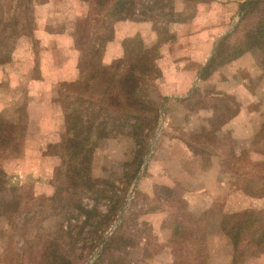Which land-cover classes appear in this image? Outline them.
<instances>
[{
	"label": "rangeland",
	"instance_id": "rangeland-1",
	"mask_svg": "<svg viewBox=\"0 0 264 264\" xmlns=\"http://www.w3.org/2000/svg\"><path fill=\"white\" fill-rule=\"evenodd\" d=\"M210 1L133 0L135 16L114 23L110 13L115 0L111 4L31 0L30 31L23 29L12 60L0 66V204L8 206L14 196L20 205L9 217L0 215V264H44L53 241L70 264H264V244L259 250L244 242L236 254L223 230L226 219L232 237L233 215L248 211L259 214L258 228L264 225V123L252 138L236 134L234 121L228 128L219 124L220 130L214 131L209 109L221 111L229 105L237 109L234 89L238 87L199 84L188 100L183 99L188 91L169 94L174 88L182 89L184 73L170 72L175 77L172 87L164 77L173 62L183 60L181 67L200 68L217 39L209 35L224 26L234 28L235 34L221 49L220 58L212 61L208 75L216 82L229 76L224 68L230 64L232 47L245 42L247 27L254 28L259 17L254 14L243 21L246 10H239L238 0ZM20 5V0H0V20L22 14L25 5ZM141 11L145 21H140ZM75 35L81 48L75 47ZM125 42L142 43L147 50L157 47L156 72L139 94L150 108L162 103L158 127L154 132L146 128L144 151L126 129L123 135L100 141L87 160L88 179L86 173L81 176L90 190L80 185L72 188L68 177L60 175L66 171L62 156L52 148L62 142L63 109L69 107L65 103L69 90L61 86L75 83L74 90L83 91L88 81L89 97L111 98L119 86L107 85V92L96 86L99 66L93 64L98 58L89 60L87 78L81 81L78 59L95 46L104 52L103 64L113 69L111 64L123 55ZM244 54L233 56L238 60ZM248 63L243 61L240 69ZM253 73L248 86L252 105L264 109V74L257 69ZM127 90L124 99L133 102L130 93L139 88ZM75 99L77 94L69 103L81 113L85 108ZM108 99L104 105L111 109ZM97 104L87 106L88 117L97 116ZM199 110L207 111L197 116ZM257 122L255 118L254 125ZM59 183L63 190L56 188ZM55 195L59 198L54 202ZM81 204L84 212L78 210Z\"/></svg>",
	"mask_w": 264,
	"mask_h": 264
},
{
	"label": "trees",
	"instance_id": "trees-1",
	"mask_svg": "<svg viewBox=\"0 0 264 264\" xmlns=\"http://www.w3.org/2000/svg\"><path fill=\"white\" fill-rule=\"evenodd\" d=\"M109 3L110 0H107ZM112 1V0H111ZM31 0H20L21 5H25L23 9V13L20 15L15 14L9 21L0 20V66H6L9 64L10 60H12L13 52L16 50L17 47V40L20 37L23 29L26 28V31H30L31 23L29 21V5ZM112 3V2H111ZM109 3V4H111ZM101 4V3H100ZM114 11L111 12L110 15L112 16V22L118 21H128L131 20L133 16H135V7L133 0H115L113 3ZM264 1L262 0H255L249 3V6L245 9V16L243 17V21L249 20L251 16L254 14L259 17V20L256 21L254 28H248L245 31L243 37L244 43L238 44L237 48L232 47V55L228 60L229 63L234 61L236 58L233 56L235 52L240 54H244L247 51H251L254 48H261L264 50ZM140 14V21H145V14L141 11ZM147 18H150V14L147 15ZM135 21V20H134ZM251 21V20H250ZM35 22V21H34ZM253 23L255 21H252ZM88 24V22H87ZM86 25V24H85ZM89 25V24H88ZM2 26V28H1ZM82 29V27L80 28ZM79 28L77 32H80ZM79 30V31H78ZM32 35L29 34V37ZM76 37V46L80 47V40H78L79 36L75 35ZM233 36H230L228 39L222 43L216 52V58L212 60L213 62L216 59L220 58L221 49L224 48L225 43L229 41ZM111 38V35L108 36L107 39L104 41L106 42ZM139 38V37H138ZM140 39V38H139ZM171 40V38H169ZM111 41V40H110ZM128 43V42H127ZM125 42L124 44V53L121 57L118 58L117 62L112 63L111 66H114L113 69L108 67V64L104 65L103 63V54L104 52L102 49H98L95 46L92 50H86L85 53H82L79 56V77L81 81L83 78H87V73L85 69L90 67L88 64L94 57L98 58V61L93 65L99 66L97 74L95 75L96 78L99 77L100 80L96 83V86L100 88V90H105L107 85L117 83L119 86L118 91H115L111 98L108 96L103 98L101 95H97L94 97H89L90 94L87 93L88 88V81L83 84V91L81 90H74L75 83H64L61 87L69 90V95L66 96V104H69V107L63 109V117H64V133L62 136V142L57 145H53L52 148L59 150V154L54 152V154H58L62 156L61 158L64 161V167H66V171L60 173L63 178L68 177L70 187H78L79 185L84 188V190H90V187L87 185L86 181H83L82 175L83 173L87 174V179L89 176V169L90 164H88L87 160L92 157V155L96 152V148L100 141L106 140L111 137L119 136L125 134L123 129L129 130L127 133L130 137L134 138L138 143L137 145L144 151L145 149V142L147 135L148 127L151 131H155L158 127V122L160 118V107L161 104L157 105V107L150 108L149 105L146 103L148 102L147 99L142 97L139 93L140 90L142 91L144 88L148 86L150 83L149 80H152L154 73L156 72V64L158 66V61L155 56H157V52L153 54L154 51H157V47H154L153 50H147V47L141 43V45H127ZM8 46V48H6ZM132 46V47H131ZM131 47V48H130ZM6 48L5 50H3ZM81 48V47H80ZM95 48V49H94ZM231 49V48H230ZM90 60V61H89ZM211 64L206 69V73L203 75V79L206 80L209 78L208 75L209 70L211 69ZM86 65V66H84ZM113 70L115 73L112 76L109 72ZM157 72H160V69ZM161 74V72H160ZM90 79V78H88ZM139 88L137 92H131L133 102H129L131 100L127 99L123 96V93H127V88ZM105 88V89H104ZM136 91V89H135ZM77 92V93H76ZM77 94L76 105L80 107H84L85 109L80 113L78 109L72 107L69 103V98ZM80 95V96H79ZM109 101V104L112 105L111 109L108 108V105H104V100ZM151 99V98H150ZM149 101L153 102L152 99ZM97 101V116H91L87 114L86 108L90 103ZM115 104V107H113ZM86 106V107H85ZM133 107L134 111L130 110ZM218 110V109H216ZM132 111V112H131ZM219 111V110H218ZM222 112H229L230 115H233L237 112V109H232L229 106H226ZM214 122V123H213ZM213 125L219 126L223 124L221 120L212 121ZM211 123V126H212ZM148 124V125H147ZM113 126V127H112ZM111 127V128H110ZM122 129V130H121ZM264 127H262V130ZM140 149V151H141ZM141 159L145 156V154H141ZM143 161H139V167H141ZM136 175V172L133 176ZM59 179V176H58ZM134 179V178H133ZM261 180L264 181L262 177ZM255 184V182H253ZM251 183V184H253ZM58 189H64L61 187L60 183L55 185ZM3 188V187H2ZM0 188V190L2 189ZM10 189V188H9ZM18 189V187H17ZM248 189V188H247ZM16 191V190H15ZM71 191H69L70 193ZM18 197H12L10 204H0V215H8L10 216V212L16 211L20 205L18 202L15 201ZM59 198L57 195L54 196L53 201ZM5 199V198H3ZM6 202V201H5ZM4 203V202H3ZM57 203L61 204V201H57ZM116 206V205H115ZM78 210L80 212H84V207L82 204L78 206ZM120 208L117 209L120 211ZM11 209V210H10ZM112 212H116V207L112 208ZM15 213V212H14ZM89 211H86V214L89 215ZM253 212H244L241 214L233 215V228L231 230L232 237L230 235L229 230L227 229V220L224 219L223 230L226 235L232 239L233 245L236 247V254L239 246L242 245L244 242L247 243L246 246L251 247L254 245L255 249L261 250L264 244V225L261 228H258L256 222L259 220V214ZM54 214V211H53ZM116 214V213H115ZM54 215H57L54 214ZM118 215V214H117ZM116 215V216H117ZM6 217V218H8ZM87 218V217H86ZM9 219V218H8ZM263 223V220H262ZM87 224V223H86ZM81 231H84L85 228H81ZM62 233H67L66 230H62ZM71 232V231H70ZM58 239L60 240L62 236L57 235ZM68 236L71 238V235L68 233ZM73 239V238H71ZM56 241H53L52 244H48L47 252H45L44 257H46V261L44 264H59L65 262V264H70L71 262L66 260L64 257V252L61 250L60 245L55 244ZM245 244V243H244ZM243 244V245H244ZM43 264V262H42Z\"/></svg>",
	"mask_w": 264,
	"mask_h": 264
},
{
	"label": "crops",
	"instance_id": "crops-1",
	"mask_svg": "<svg viewBox=\"0 0 264 264\" xmlns=\"http://www.w3.org/2000/svg\"><path fill=\"white\" fill-rule=\"evenodd\" d=\"M231 1V0H230ZM236 1V0H234ZM249 1H253V0H238V7H240V11L243 10V6H245V4ZM210 3H218V4H222V3H226V1H221V0H211ZM205 2L202 3V5H204ZM235 19V18H234ZM233 19V20H234ZM232 20V21H233ZM234 22V21H233ZM233 34H235V30L232 27L227 26V29L224 28L217 30L214 33H211L209 35V39H213L214 37L217 38L214 42V46L213 49L209 55V58L206 60V62L199 68L197 67L196 71L195 69H191L188 67H181V60L180 62H173V64H171V66L167 67L168 71L164 72V77L166 79L167 84L169 85V87H172V85L176 86L175 84H172V79H174L175 77L170 73V72H182L184 73L182 75V78H184V83L182 80V83L180 84L182 89L177 90V89H172L170 90L169 94H175L178 95L179 93H184L186 91H188L187 96L183 97V99H188L190 100V98H192L193 94V90L194 87L196 85L199 84H203L205 86H211V85H219V86H223L225 84L229 85H234L235 87H238L236 89H234V95L236 96V98L234 99L237 106V112H235L233 115H230L229 112H222V111H218L215 108L209 109L211 112L209 113V125H211L212 121H216V120H221L223 122L222 125H225L226 128L229 127V123L231 121H234V132H237L240 134V137L242 138H252V136L258 132V130L260 129V127L263 125L264 123V109H261V106L259 109H256L253 107L252 102L254 101V97H253V93L250 92L248 86H249V79H251V75L254 74L253 71L254 69L257 70H261L262 73L264 74V50L261 48H254L251 51H247L246 54H244L245 56L242 58H239L238 60L232 61V63L230 62V64L226 65V67L224 68V70L227 72V74L229 76H227L223 81L220 82H216L215 77L213 79V76H211L210 78L204 80L203 79V75L206 71V69L209 67L214 55L217 52L218 49V43H220V41L224 38L230 37ZM169 46L171 47V43H169ZM244 61V63H246L247 61H249V63L247 65L244 66V68L241 70L240 69V64H242V62ZM260 65V67H259ZM198 70V71H197ZM239 70V71H238ZM244 74V76H243ZM243 76V77H242ZM264 78V77H263ZM241 79H243L241 81ZM190 88V89H189ZM244 93L245 98L242 99L241 96L243 95L242 93ZM193 94V95H192ZM192 95V96H191ZM170 98V97H169ZM187 100V101H188ZM203 111H207V110H199L196 115L199 116L201 114V112ZM209 112V111H208ZM248 118V119H247ZM257 118L258 122H257V126L254 125L253 121L254 119ZM260 119V120H259ZM237 125H238V129H237ZM224 126V127H225ZM210 128H212L214 131H218L220 130V126L217 125H213L210 126ZM241 134H244V136H241ZM213 176V175H212Z\"/></svg>",
	"mask_w": 264,
	"mask_h": 264
}]
</instances>
